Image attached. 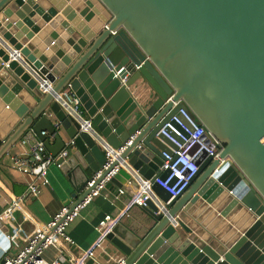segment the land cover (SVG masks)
<instances>
[{
	"label": "water",
	"instance_id": "95a60500",
	"mask_svg": "<svg viewBox=\"0 0 264 264\" xmlns=\"http://www.w3.org/2000/svg\"><path fill=\"white\" fill-rule=\"evenodd\" d=\"M0 64V159L33 127L73 185L70 210L117 166L101 195L124 209L125 182L145 179V154L162 158L157 132L181 107L220 142L226 161H203L181 195L153 185L149 229L118 217L123 264H264V0H0ZM139 79L151 97L133 93ZM67 89L90 127L62 109L77 130L56 150L39 122Z\"/></svg>",
	"mask_w": 264,
	"mask_h": 264
},
{
	"label": "built area",
	"instance_id": "2783aa9c",
	"mask_svg": "<svg viewBox=\"0 0 264 264\" xmlns=\"http://www.w3.org/2000/svg\"><path fill=\"white\" fill-rule=\"evenodd\" d=\"M124 69L125 67L118 73ZM127 80L128 76L123 79V81ZM142 82L143 79H139L132 88L133 93L141 100L151 97L153 93L149 86L150 95L142 97V94L146 93H143ZM172 100L171 95L168 101ZM58 101L76 119L83 121L87 127H90L89 120L83 117V107L79 98L70 89L62 91L58 96ZM179 103L174 101V106L179 105ZM42 134L47 135V132L42 131ZM157 137L166 146V149L162 151V163L159 169L151 178L141 179L137 189L131 191V188H129L130 191H128L131 195L130 204L138 207L146 206L150 199L159 200L153 190L154 184L160 185L172 196H179L189 188L200 169L201 163L207 158L219 159L220 164L226 161L220 156L222 150L220 142L207 131L206 127L190 109L179 108L160 128ZM133 138L134 135L117 150L111 147L107 148L106 168L113 162L116 155L120 154L126 148V145L131 143ZM66 154V150L62 152V155ZM34 159V165L25 167L24 171L36 175L44 184L49 183V166L55 163L57 158L48 154L47 147L42 139L36 145ZM118 167L73 210H70V205H63L49 221L43 224L34 221L26 213L21 199H12L0 215V230L10 241V247L2 264H83L88 258L101 262L104 256H108V260L115 257V260L112 261L113 264H123L125 255L117 254V251L121 252V242L124 243V241L113 232V227L118 218L115 219L111 215L104 217L100 223L99 234L95 243L82 252L81 255L76 257L63 254L62 256L61 253L60 256L55 258L49 259L46 257L47 251L51 248L62 250V246L66 243L75 244L74 239L68 232L70 225L77 219L82 209L101 195V190L110 177L118 171ZM101 172L102 170L98 171L94 178L89 181V186L93 185L95 178ZM30 190L33 193L39 192L35 184L30 186ZM121 192L127 193L125 189ZM19 212H22V220L17 217ZM27 223H30V225L28 226ZM112 251L115 256L112 255Z\"/></svg>",
	"mask_w": 264,
	"mask_h": 264
},
{
	"label": "crops",
	"instance_id": "0c3cea01",
	"mask_svg": "<svg viewBox=\"0 0 264 264\" xmlns=\"http://www.w3.org/2000/svg\"><path fill=\"white\" fill-rule=\"evenodd\" d=\"M142 83L143 93L148 92V94H142V97H146L150 95V88L146 81L143 80ZM59 108H61V113L54 111L44 117L42 122H39L45 127L50 143L53 146L56 145V150L61 147L63 141L70 143L77 130L63 116L62 109L65 108L61 103ZM56 132H59V138L55 137ZM40 140L37 131L33 127L29 128L0 159V215L12 199L19 198L24 204L26 213L34 221L43 224L49 221L63 205H70L76 199L73 196L74 189L68 175L63 172L56 162L49 166V183L47 184H44L36 175L24 171L25 167L34 165V153ZM47 152L52 155L48 148ZM161 163L162 158H158L154 153H147L137 161L136 171L141 177L148 179L156 173ZM32 184L37 185L38 193L31 192L30 186ZM138 187L139 184L135 185L129 182L127 184L125 182L123 189L129 193V188L132 191ZM106 215H111L115 219L121 217L123 223L133 228L137 233L149 229L153 222L151 215L143 207H138L129 202L124 209H118L108 198L100 195L82 209L80 215L70 225L68 232L74 239L75 244L66 243L62 246V250L51 248L47 251L46 257L49 259L55 258L60 256L61 253L62 256L63 254L76 257L81 255L82 252L95 243L98 238L100 223ZM17 217L22 220V212L17 213ZM27 225L29 226L30 223H27ZM0 234H2L1 230ZM111 253L115 256L113 251ZM117 254L124 255L119 251H117ZM5 255L6 252L0 258V264L3 263ZM108 258V256H104L101 262L88 258L83 264H111L113 259L115 260V257H111L109 260Z\"/></svg>",
	"mask_w": 264,
	"mask_h": 264
}]
</instances>
